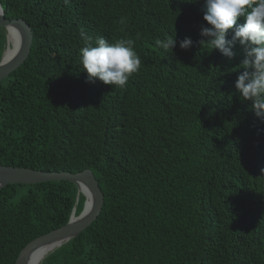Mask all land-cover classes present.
<instances>
[{
	"label": "trees",
	"instance_id": "obj_1",
	"mask_svg": "<svg viewBox=\"0 0 264 264\" xmlns=\"http://www.w3.org/2000/svg\"><path fill=\"white\" fill-rule=\"evenodd\" d=\"M0 6L33 32L26 61L0 81V166L89 169L104 195L96 220L39 264H264V120L235 87L242 47L228 58L201 44L204 0ZM82 30L135 40L142 64L126 85L89 81ZM169 35L164 50L156 40ZM6 36L0 27V59ZM84 200L68 181L0 189V264Z\"/></svg>",
	"mask_w": 264,
	"mask_h": 264
},
{
	"label": "clouds",
	"instance_id": "obj_2",
	"mask_svg": "<svg viewBox=\"0 0 264 264\" xmlns=\"http://www.w3.org/2000/svg\"><path fill=\"white\" fill-rule=\"evenodd\" d=\"M204 4L203 20L208 26H201L200 35L206 38L201 44L219 50L228 58L235 55L232 45L242 47L244 58L240 67L243 71L238 75L235 87L243 100L251 101L256 117L264 120V0H204ZM240 18H243V24L237 23ZM120 23L126 24V18L122 17ZM228 30L233 33L230 41L226 40ZM81 35L85 39L81 64L89 81L96 78L106 85L123 87L130 75L139 71L142 61L133 48L134 39L120 38L109 43L104 37H97L93 42L83 30ZM191 43L185 38L179 47L187 49ZM156 44L164 50H172L175 40L169 35L163 40L157 39Z\"/></svg>",
	"mask_w": 264,
	"mask_h": 264
},
{
	"label": "water",
	"instance_id": "obj_3",
	"mask_svg": "<svg viewBox=\"0 0 264 264\" xmlns=\"http://www.w3.org/2000/svg\"><path fill=\"white\" fill-rule=\"evenodd\" d=\"M1 7V6H0ZM0 27L6 32L12 28L18 34V47L10 58H6V47L0 59V81L6 78L10 73L18 69L28 58L33 41V32L28 23L19 19H6L4 14L0 15ZM7 37V36H6ZM53 181H68L76 186L78 193L85 198L82 211L76 216L72 211L68 222L46 234L36 237L27 243L16 257L14 264H28L32 252L40 247H49L47 253L42 259L55 248L77 237L81 232L88 228L100 215L104 195L89 169L77 173L70 172H44L30 168L0 166V189L8 185H32ZM85 191L81 192V189ZM91 198V205L88 210L85 209L86 196Z\"/></svg>",
	"mask_w": 264,
	"mask_h": 264
},
{
	"label": "bare ground",
	"instance_id": "obj_4",
	"mask_svg": "<svg viewBox=\"0 0 264 264\" xmlns=\"http://www.w3.org/2000/svg\"><path fill=\"white\" fill-rule=\"evenodd\" d=\"M18 34L12 29L9 28L7 32V52H6V58H10L15 50L18 47ZM84 192L85 190L82 188L81 192ZM91 205V198L87 195L86 196V205L85 209L88 210ZM49 247H40L32 252L29 258L28 264H39L40 259L47 253Z\"/></svg>",
	"mask_w": 264,
	"mask_h": 264
}]
</instances>
